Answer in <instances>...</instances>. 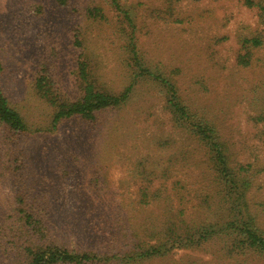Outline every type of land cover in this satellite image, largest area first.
Masks as SVG:
<instances>
[{
    "label": "rangeland",
    "instance_id": "374dc122",
    "mask_svg": "<svg viewBox=\"0 0 264 264\" xmlns=\"http://www.w3.org/2000/svg\"><path fill=\"white\" fill-rule=\"evenodd\" d=\"M65 2L0 0V88L29 130L0 126V264H24L21 248L46 244L104 264H264L226 236L135 259L176 226L185 236L223 218L199 126L226 147L230 168H243L245 211L264 236V0ZM77 58L99 90L131 92L95 121L53 131L34 84L45 71L54 92L73 99ZM143 188L148 205L139 203ZM22 209L39 236L26 235ZM175 214L183 224H167Z\"/></svg>",
    "mask_w": 264,
    "mask_h": 264
},
{
    "label": "trees",
    "instance_id": "16d2710c",
    "mask_svg": "<svg viewBox=\"0 0 264 264\" xmlns=\"http://www.w3.org/2000/svg\"><path fill=\"white\" fill-rule=\"evenodd\" d=\"M55 1L60 7L66 6L65 0ZM74 44L77 45V42H74ZM252 44L258 45L257 41H253ZM129 45L132 46L130 47L132 59L137 61L132 39L129 40ZM1 71L2 69L0 66V75ZM74 80L78 87V91L76 90V93L73 92V99H62L58 91L54 92L52 86H49L48 82L50 81L46 77L45 71H43L41 75H38L35 81L34 86L36 94L53 110L51 120V129L53 131H58L59 128H57V126L60 123L72 119L79 118L83 121H95V116H97V114L121 107L128 93L131 92V86L127 87L119 95H113L99 90L96 87V81L93 79L88 65L85 61L80 60V58H77L75 61ZM160 82L166 87L167 92H172L173 88L169 83L164 80ZM171 101L172 100H170V102ZM171 103L170 105L175 111L174 115L176 116L178 114L179 118L186 119V114L182 112L183 110L179 104ZM0 126L5 127L8 131L15 134H29V130L26 128L23 119L9 106L1 88ZM194 129V133H192L200 139L201 143H203L204 147L207 149V154L210 155V170L214 174V183L218 186L215 192L217 207L225 211L223 218L214 224L192 226L193 228H189L190 232L183 236L176 234V231L179 230V226L175 225L177 223L183 224V220L177 219L178 216L176 214L171 215L167 224L170 223L171 225H175L177 227L176 230H169L168 233H164L162 236L160 233L161 239L156 240L158 244L150 246V248H143V250L135 254V259L138 262L148 260L163 256L175 248H186L193 243L199 244L201 242H206L212 237L222 238L224 236L231 238L232 243H234V248L239 250L237 253L250 251L264 259V236L258 233L251 217L245 211L246 194L251 186L250 181L246 179V177L241 176L243 168L239 171L230 168L227 149L224 145L217 142L212 129L206 125L204 128L199 126ZM139 194V203L141 205H148L147 201L150 196L146 192V188H143ZM158 196L159 195L155 193L151 198L157 199ZM165 207L169 213L172 211V202L170 198L165 201ZM19 213L22 217L18 218V222L22 224V226L31 227L30 231H26V235L29 236L30 233H32L33 236H39L41 231L40 228L36 227L37 222L33 219V215L29 214V211L25 212L23 209L19 211ZM171 225H169V227ZM36 247L35 249L29 247L21 248L23 249V255L25 257L24 264H90L97 262L103 263L104 261L103 259H98L96 256L91 258L88 254L61 250L57 246L46 244L40 245L39 248ZM234 248H232L233 251Z\"/></svg>",
    "mask_w": 264,
    "mask_h": 264
}]
</instances>
